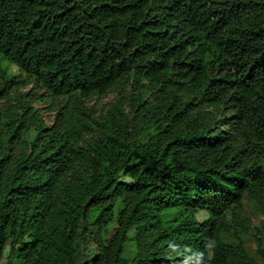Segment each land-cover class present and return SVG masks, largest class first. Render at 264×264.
<instances>
[{"label": "trees", "instance_id": "trees-1", "mask_svg": "<svg viewBox=\"0 0 264 264\" xmlns=\"http://www.w3.org/2000/svg\"><path fill=\"white\" fill-rule=\"evenodd\" d=\"M0 100V264H264V0H0Z\"/></svg>", "mask_w": 264, "mask_h": 264}, {"label": "rangeland", "instance_id": "rangeland-1", "mask_svg": "<svg viewBox=\"0 0 264 264\" xmlns=\"http://www.w3.org/2000/svg\"><path fill=\"white\" fill-rule=\"evenodd\" d=\"M16 71V67H13ZM129 89V87L127 88ZM21 91L28 93V100L33 104L34 107L38 108L44 121L50 124L54 119V113L56 112L51 106V100L44 92V89L39 88L33 83L27 84L20 88ZM119 96L117 89L108 91L102 97H93L87 101L88 105H94L97 110L106 109L111 102H113ZM1 103V100H0ZM205 216V214H203ZM261 215L251 201L244 199L242 204V210L239 214V220L244 221V228L241 229L237 225L231 226V231L236 232L241 236L244 241L246 252L249 256L256 257V244L254 241L255 227L258 225Z\"/></svg>", "mask_w": 264, "mask_h": 264}]
</instances>
